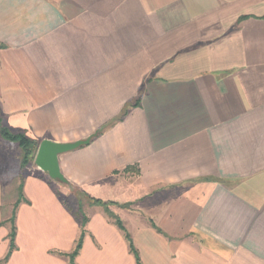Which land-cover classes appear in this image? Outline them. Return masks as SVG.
<instances>
[{"label": "crops", "instance_id": "1", "mask_svg": "<svg viewBox=\"0 0 264 264\" xmlns=\"http://www.w3.org/2000/svg\"><path fill=\"white\" fill-rule=\"evenodd\" d=\"M0 111L39 144L90 139L59 156L63 190L25 177L5 264H68L55 253L79 238L76 192L118 204L141 264H264V0H0ZM7 143L0 223L20 173ZM83 206L76 264H136Z\"/></svg>", "mask_w": 264, "mask_h": 264}, {"label": "trees", "instance_id": "2", "mask_svg": "<svg viewBox=\"0 0 264 264\" xmlns=\"http://www.w3.org/2000/svg\"><path fill=\"white\" fill-rule=\"evenodd\" d=\"M138 103L131 105V107H135ZM130 106H127L123 116H126L129 113ZM122 119V118H121ZM104 129L100 130L97 133V136L101 135ZM0 136L2 139L18 145V147L22 151V159H21V170L23 171L27 165H29L31 162L34 161L36 153L38 151V148L40 146L39 142L36 140L28 137L26 134L21 133V132H14L7 126L3 124V118L1 117V111H0ZM94 139V137L92 138ZM23 179V177H21ZM78 201H79V208L77 212L75 213V218L80 221L81 224V230H80V235L79 238L77 239L75 243V247L71 253L63 254V253H55L61 258H65L68 260V264H76V258L79 256L83 243L85 240V237L87 235V230L86 226L89 221V218L85 215L84 209H83V203L84 201L88 202L91 206H99L102 207L107 216L114 222L116 226H118L122 231L125 232V228L123 226V222L120 220L118 216H116L112 211H110L111 206H118L117 203L115 202H103L99 199L91 198L85 194L76 192ZM59 196V194H57ZM30 204V201L26 198L25 193H24V180L18 187V192H17V199L15 203L13 204L12 207V213L11 217L0 223V227L9 224L10 225V232L8 235V240H9V251L5 258L1 261V264H5L6 262L9 261L11 258L12 254L17 250V245H16V237H17V226H16V219H17V213L18 209L21 206V204ZM126 238L129 242V250L133 254V256L136 259V264H141L139 255L137 250L135 249L132 240L130 239L129 235L126 234Z\"/></svg>", "mask_w": 264, "mask_h": 264}, {"label": "water", "instance_id": "3", "mask_svg": "<svg viewBox=\"0 0 264 264\" xmlns=\"http://www.w3.org/2000/svg\"><path fill=\"white\" fill-rule=\"evenodd\" d=\"M90 139L78 141L69 144H59L49 140L41 142L38 151L35 156V165L47 173L50 178L57 180L62 183H66L60 168H59V156L76 150L84 145H88Z\"/></svg>", "mask_w": 264, "mask_h": 264}, {"label": "rangeland", "instance_id": "4", "mask_svg": "<svg viewBox=\"0 0 264 264\" xmlns=\"http://www.w3.org/2000/svg\"><path fill=\"white\" fill-rule=\"evenodd\" d=\"M3 124H4V122H3ZM5 125V124H4ZM4 142V141H3ZM8 145H6V147H7V151H8V154L12 157V159L14 160L15 158H17L18 157V161H19V171H20V173H18V175L19 176H17L15 179H14V182H15V185H14V187H6L5 188V195H6V197L8 196L9 198H10V196L11 195H15V199H16V196H17V192H18V187H19V185L22 183V181L25 179V177L27 176V175H30V174H38V172H40V174H43V176H44V179L51 185V186H53L54 188H56V189H61V190H63L62 189V187L63 188H65L64 187V183H62V182H59V181H57V180H54V179H52V178H50L49 177V175L47 174V173H45V172H43L42 170H40L36 165H35V161H33V162H31L29 165H27L26 167H25V169L22 171L21 170V167H20V164H21V159H22V151L20 152V155H18V156H16V151H12V148H11V144H10V142L9 143H7ZM16 156V157H15ZM35 160V159H34ZM36 168H38V172H37V170H36ZM21 177H23V179L21 178ZM65 194H69V193H65ZM14 199V200H15ZM86 203V201L83 203V204H85ZM88 203V202H87ZM8 206H11V207H9L10 208V210H12V204H9L8 203ZM84 207V206H83ZM110 211H112V206L110 207ZM66 262L68 263V260L66 259Z\"/></svg>", "mask_w": 264, "mask_h": 264}]
</instances>
